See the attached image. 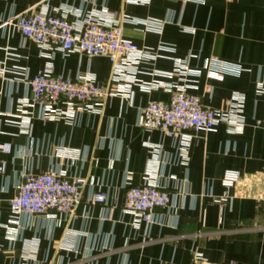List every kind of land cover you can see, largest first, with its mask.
<instances>
[{
    "label": "crops",
    "instance_id": "0c3cea01",
    "mask_svg": "<svg viewBox=\"0 0 264 264\" xmlns=\"http://www.w3.org/2000/svg\"><path fill=\"white\" fill-rule=\"evenodd\" d=\"M39 1L0 0V64L8 70L5 78L0 75V146L9 147L0 149V264H264V0H48L51 12L70 18H104L108 12L135 20L122 24L125 39L140 50L169 45L175 53L142 61L129 97L109 99L100 115L85 112L75 126L36 120L28 135L18 109L29 92L15 68L31 77L45 70L69 79L91 76L101 86L111 83L113 71L105 57L44 54L30 42L21 44L18 32L4 23ZM148 20L170 24L158 33L142 25ZM7 50H16L18 62L6 61ZM213 60L241 73L208 80ZM178 61L200 76L185 82L174 74ZM155 80L189 86L215 111L228 112L242 98L243 131L231 134L221 125L193 135L188 161L182 162L179 141L137 126L141 108L169 98L163 89L142 88ZM156 146L166 157L158 185L173 203L157 212L148 231L144 224L136 228L123 207L128 188L144 184ZM48 172L85 180L73 218L15 215L10 202L23 178ZM229 172L241 175L234 188L223 185ZM99 194L106 203L90 204Z\"/></svg>",
    "mask_w": 264,
    "mask_h": 264
},
{
    "label": "built area",
    "instance_id": "2783aa9c",
    "mask_svg": "<svg viewBox=\"0 0 264 264\" xmlns=\"http://www.w3.org/2000/svg\"><path fill=\"white\" fill-rule=\"evenodd\" d=\"M40 0L36 7L13 16L4 25L13 27L19 34L21 44L30 42L41 52H59L64 56L76 54L92 59L107 58L113 67L111 83L98 85L91 76L79 75L75 79L55 76L50 70L41 71L31 77L28 70L16 69L14 73L22 77L29 95L19 104V113L23 118V129L31 134L34 121H64L75 126L79 116L85 112L100 115L106 101L115 97H129L130 88L136 82L139 66L142 61L161 59L162 54H174L175 48L161 45L157 50H140L132 42L124 38L122 24L137 23L129 18L117 19L116 14H104V18L96 14L79 15L70 18V13L51 12L46 3ZM131 4L145 5L151 0H127ZM185 2L203 3L205 0H184ZM41 8L40 11L34 10ZM168 21H144L147 30L161 32ZM6 61L18 62L16 50H7ZM6 63L0 64V75L6 77ZM241 69L217 60L211 61L207 70V78L212 81H224L226 76H239ZM175 75L186 79L200 76V72L189 68L188 63L176 62ZM168 76H164L166 78ZM161 78V77H158ZM145 90L163 89L168 95L167 100H152L138 112L137 126L144 132H159L165 138L180 142L179 158L188 161V149L193 135L213 133L221 125H226L231 134H239L245 127L243 117V99L236 97L228 112L205 108L200 99L189 93V86H173L155 80L152 85L142 86ZM264 93V86H259ZM9 152L8 146H0ZM154 157L151 161L144 184L130 187L126 192L124 211L135 218L134 226L146 225L147 230L157 223V212L172 206L173 197L158 185V178L166 164L163 149L153 148ZM241 175L229 172L225 175L223 185L234 188ZM82 178H68L56 172L44 174H28L19 184L16 196L11 200L10 207L15 215H40L55 218L73 215L81 204L85 188ZM106 196L93 195L89 200L92 205L105 204Z\"/></svg>",
    "mask_w": 264,
    "mask_h": 264
}]
</instances>
